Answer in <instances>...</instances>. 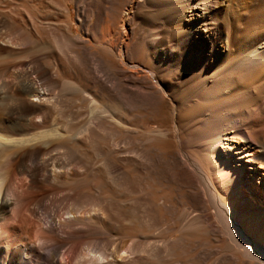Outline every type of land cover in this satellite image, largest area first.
I'll return each instance as SVG.
<instances>
[{
    "label": "bare ground",
    "instance_id": "6f19581e",
    "mask_svg": "<svg viewBox=\"0 0 264 264\" xmlns=\"http://www.w3.org/2000/svg\"><path fill=\"white\" fill-rule=\"evenodd\" d=\"M69 1L48 2L46 14L53 16L55 8L62 14L51 30L30 5L35 10L27 14L29 37L27 30L20 32L30 65L7 70L8 58L0 59L7 66L0 70V264L73 260L71 251L54 246L41 262L40 236L25 242L8 231L16 226L20 202L11 186V164L18 160L17 173L50 176L51 163L64 168L58 158L68 143L74 148H66L67 156L77 153L94 166L99 160L94 184L107 192L103 199L72 202L70 213L90 205L106 223L142 231L137 241L122 238L112 245L113 263L119 258L125 264H264V0H124L101 39L93 29L111 18L110 5L81 1L80 35L73 31ZM50 43L61 66L77 74L74 82L63 79L58 97L51 95L55 74L37 65V54ZM10 82L17 95L8 93ZM48 118L51 129L28 133ZM83 118V126L68 125ZM62 127L73 133L61 136ZM169 182L188 188L180 211L167 198ZM50 200H34L30 209L40 223L49 216ZM62 209L50 213L45 229L73 226ZM206 235L219 238L221 247ZM96 247L79 255L89 256ZM30 252L37 259L29 263ZM92 257L94 264L105 258Z\"/></svg>",
    "mask_w": 264,
    "mask_h": 264
},
{
    "label": "rangeland",
    "instance_id": "374dc122",
    "mask_svg": "<svg viewBox=\"0 0 264 264\" xmlns=\"http://www.w3.org/2000/svg\"><path fill=\"white\" fill-rule=\"evenodd\" d=\"M50 1L51 0H0V59L4 60V58H5V60H4L5 62H6V58L9 59V60L7 59V61H9V63L6 62V63H8V67L6 66L7 70L9 68H10V70H13L14 69L13 67H19V68H15V69L16 70L17 69L22 70L23 68L28 66L27 64H29L30 63L29 61H31V59H30L31 57L29 55H27V53L25 52L26 47L22 43V35H21L22 33H24L23 31L25 29L28 32V33L27 32H25V33H27L28 37H29V29H30V27H29L30 23L29 22H31V18L28 17V15H27L28 12H31L32 9L35 8L36 10H38V12L36 11L37 14H35V15L38 16L39 14L41 15L42 13H43L42 15H44V13H45V15H44L45 17H43L41 15V16H38L36 18L39 20L42 19L41 21L38 20V22L44 26L46 24H48V25L50 24L51 26L46 25L47 29L49 27L53 28L54 26H52V25H56L55 23L60 18H62V14L59 10L60 8H55L57 10V11H55L56 12L55 14L57 16H55V14L53 16H52V14H50V15L48 13L46 14L47 9H48L47 7H49V9H50V6H51ZM81 1L82 2L84 1V3L86 1L87 4H90L91 1L93 3L94 0H78V1L77 0H71L68 2L69 7H70V20L72 22L74 34H80V35H82V34H81L79 22L77 20V12H78L77 8L79 7L78 4L80 5L82 3ZM123 1L124 0H102L101 1L102 6L110 5V7L112 9L111 10L112 13L110 15L111 18H108V21H106L105 23L100 22L99 28L94 27L93 33L95 34V37L97 39H99V38L101 39V35H102L101 32H103L104 29H106V31H104L105 37H108V35H109L108 30H107L108 25L110 26V29H112L113 22L118 19V17H119L118 15L122 11V6H123L122 2ZM103 2H104V4H103ZM30 5L32 7H34V8L31 7V10H30ZM33 5H36V7ZM43 6H44V9H43ZM120 7H121V10H120ZM39 8L41 9L40 10L41 12L39 11ZM45 8H47V9H45ZM89 8L95 9L94 6H89ZM28 9H29V11H28ZM117 11H119V12H117ZM57 12H59V13H57ZM117 13H118V15H117ZM58 14H61V15H58ZM48 15L51 17L48 18L49 17ZM46 16H48V17H46ZM52 17L54 19H52ZM43 18L45 19V21ZM46 18H47V20H46ZM55 18H56V20H55ZM114 18H115V20L112 22V20ZM54 21H55V23H54ZM107 22H108V24H107ZM106 24H107V26H106ZM50 28L48 30H51ZM18 29H19V31H18ZM21 30H23V31H21ZM20 32H22V33H20ZM16 38H18V39H16ZM20 38H21V40H20ZM10 41H12L11 43H13V44H11ZM17 42L19 45L14 44ZM48 48H47V50H48ZM57 52L58 51H57L56 47L51 45V43H50V48L48 51H46L45 53H44V51H42V52L40 51V53L37 54L38 55L37 56V59H38L37 65L40 68H43V69L45 68L44 71H46V73L55 74V77H54L55 83L53 84V86L54 85L55 86L51 87V89H52L51 95H53L55 97H58L61 95L62 87H60V86H61V83L65 77L70 78L73 82L77 77V74L73 68L64 69V67L61 66L62 64L60 61L63 59L60 58V56L58 55ZM58 61H59V63H58ZM5 62H3V63H5ZM3 65L5 66V64L0 65V70H3L6 68V67H3ZM20 66L22 69L20 68ZM2 67H3V69H2ZM15 69H14V71H16ZM2 80H4V79L2 78L1 81ZM6 81L9 82L11 80H9V81L6 80ZM14 86H16L15 82L14 83L10 82V90H9V92L8 91L7 92L9 94L17 95V92H15L16 89L14 88ZM11 87H12V90H11ZM14 95H12V97H14ZM76 107H78V105L72 106L73 109H75ZM52 115L54 117L57 116V115L55 116L54 113H52ZM2 118L4 121H7V120H12V118H14V117L3 116ZM35 120L38 123L40 121L39 119H35ZM50 121H51V118H48L46 123L44 124L43 128H32L28 131V133H30L32 135V134L37 133L38 131H40L44 128L45 129H47V128L51 129V127L53 125H52V122H50ZM60 121H62V119L58 120V122H60ZM70 123L68 122L69 126H71V125H74L76 127L81 126V125L83 126L85 124V119L84 118L83 119H76L75 121L70 122ZM64 129L65 128H63V130H61V132L62 131L69 132V131L64 130ZM64 132H62L61 136L66 137L69 135L66 132L65 133ZM69 133L71 134L73 132L71 131ZM63 134H65V135H63ZM65 147L67 149L74 148L72 143H68ZM66 148H64L62 150V151H64V153L62 152L61 155L59 156V158L57 157L60 161H62L64 168L60 167L61 168L60 169L59 166H57V164L55 162H54V164L51 163L47 167L49 172H50V173H48V174H50V176L46 175L47 177L46 176L36 177L35 175L33 176L30 173L31 171L30 172L17 173L16 170L19 169V167L17 168L18 160L17 161L15 160L16 162L14 161L11 164V169L14 172V174L12 175L14 178L11 176V186L12 187L14 186L13 188L16 191V194L18 193L17 196L20 198L19 199L20 202L15 206V209H14L16 214H17V216L15 217L16 226L14 227L13 230L11 229V227H8L9 228L8 231H9V233L13 232L12 234H15L16 236H20L21 240L25 241V242H28L29 238H31V240H35V236H33V235L40 236L42 238V240L44 241V242L42 241V243H43L42 248L38 250V252L40 254L39 259L41 260V262H44L45 259H48L50 257L51 249L54 246H56V247H62L63 249L61 248V250L63 252L65 251L67 253V251L68 252L71 251L73 253V258H72L73 260L70 262V264H94V262L88 261L89 258L93 259V257H92L93 254H95L96 256L101 254V256L105 257L103 261H99V262L97 261L96 262L97 264H107V263L108 264H115V263H113V258H112V257H114V255L112 256L110 253L113 246L119 245L118 242L122 238L132 239V240L137 241L139 239V235L142 234L141 233L142 231L137 226L126 227V226L122 225L123 227L122 226L117 227L115 224H112V223L109 224L108 222L106 223V217H104L105 215L100 210L94 211L93 210L94 208L91 207L90 205H87L83 208H80V210L78 209V211H80V212L82 211L81 213H77V214L70 213L71 211H69V210H71V203L72 202L73 203H79V204H83V202L87 203V200H86L87 197H88L87 199H94L93 197L103 199V198H106L105 195L107 194V192H105V190H103V189L102 190L97 189V187L94 184L95 182L98 181V179L93 177L92 170H93V168H95L97 166V164L100 163L99 160H97V159L93 160L96 163V166H94L91 163L85 164V161L83 159L79 158L77 153L76 154L72 153L71 155L68 154V156H67V153L65 152ZM48 149L50 150V147H48ZM85 153H86V149H85ZM65 155H66V157H65ZM74 155L75 156L77 155L78 159L76 158V160H75V158H72V157H75ZM79 159H80V162L78 161ZM95 160H97V161H95ZM71 162H73V163H71ZM76 162L78 163L77 165H76ZM33 167L35 168L36 166H33ZM39 167L42 168V166H39ZM66 168H68V169H66ZM15 182H17V183H15ZM12 183L14 185H12ZM75 183H77V185H74ZM81 185H83V186H81ZM154 186H155V184H154ZM164 189L166 190L165 192L167 194V198L170 201L172 200V201L176 202V204H177L176 205V211H180L181 209L186 207V204L180 203V201H181V198H184L185 194L188 191V188L183 187V186L178 185V184H175V183H172V182H169V183H165ZM118 197H117L118 199H122L121 195L120 196L118 195ZM6 198L9 202H11L13 200L9 196H7ZM41 198L42 199L43 198L44 199L49 198L51 200L47 201V210L50 211L49 216L47 215L48 213L46 214L47 216L43 215L44 217H41L43 219V221L40 223V220L38 217L30 214V209L32 207H34V200L35 201L41 200ZM61 208H64V209H62V212L63 211L65 212L63 214L62 218L66 219V220L73 221V226H70L69 228L68 227L61 228L62 230L59 229V231H57V232H51L48 229H45V227H47L49 224L48 222L50 221V213L52 214L53 210H60ZM95 208L97 209V207H95ZM26 213H27V215H26ZM9 216H11L10 213H9ZM47 217H49V218H47ZM43 222L45 224H43ZM39 224H42V226L41 225L39 226ZM108 224L111 226H109ZM116 227H117V229H115ZM38 229H39V231H38ZM144 232H146V231H144ZM36 233H38V234H36ZM212 239H213V241H212ZM12 241L15 242V240L12 239L10 241L11 244H12ZM206 241L211 243L215 247H221V244H220L221 241L219 240V238H215L212 236L210 237V236L206 235ZM105 242L107 244H109V250H106V251L103 248V244ZM93 244H94V246L98 245V247H96V249L94 251H91L92 253L90 252L89 256H82V258H81V256L79 254L83 251V249L86 247H92ZM31 247L33 248L34 246L32 245ZM108 254H110V255H108ZM36 256L37 255L30 252L28 257H27V261L29 263L34 262L37 259ZM65 259H66V256L58 257L57 263L58 264H60V263L65 264ZM117 259H118V261H117L118 264L119 263L125 264V260L123 262L121 260V262H120L119 258H117ZM78 260H80L79 263H78ZM126 264H128V262H126ZM136 264H138V263H136Z\"/></svg>",
    "mask_w": 264,
    "mask_h": 264
}]
</instances>
